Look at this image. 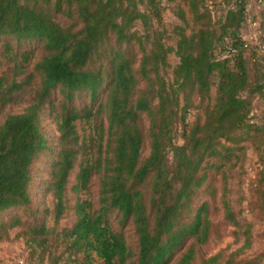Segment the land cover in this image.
Instances as JSON below:
<instances>
[{
	"label": "trees",
	"instance_id": "16d2710c",
	"mask_svg": "<svg viewBox=\"0 0 264 264\" xmlns=\"http://www.w3.org/2000/svg\"><path fill=\"white\" fill-rule=\"evenodd\" d=\"M40 1L0 0V111L27 104L0 125V213L31 205L33 165L42 153L54 154L46 181L54 210L34 211L32 221L16 214L0 221V241L22 225L18 237L43 264H193L213 233L211 201L198 200L206 193L215 198L221 178L226 224L243 229V248L251 246L253 224L238 218L227 195L232 172L247 162L246 142L260 155L264 185V123L253 105L255 97L262 101L264 121V51L248 38L253 0L215 2L210 9L220 13L219 30L213 11H201L203 0H187L197 28L187 33L176 25L175 46L165 43L160 28L161 0H43L75 19L69 27ZM178 17L187 24L181 8ZM135 22L143 30H133ZM261 30L264 42L262 23ZM26 43L36 46L25 49ZM36 47L44 53L31 67ZM171 52L178 57L172 77L165 71ZM192 97L201 112L186 121ZM44 115L56 120V148ZM143 117L150 139L145 158ZM79 122L91 128L88 138ZM76 168L72 190L90 191L99 176L98 198L78 199L74 223L59 229ZM258 193L264 216V188ZM113 218L132 222L134 243ZM222 256L203 264H264Z\"/></svg>",
	"mask_w": 264,
	"mask_h": 264
},
{
	"label": "rangeland",
	"instance_id": "374dc122",
	"mask_svg": "<svg viewBox=\"0 0 264 264\" xmlns=\"http://www.w3.org/2000/svg\"><path fill=\"white\" fill-rule=\"evenodd\" d=\"M163 7V21L160 28L163 30L164 41L169 46H175L178 36L175 32L176 25H182L186 27V32L189 33L193 30V28H197V25L194 23V16L192 12L188 8L187 0H161ZM221 0H203L202 3L205 4V7L201 8V11L212 10V24L217 30H219L218 24V16L219 12H216L214 9H210L213 7L215 2ZM39 4L45 10H47L50 14L54 16L57 22H59L63 27H69L71 24L75 22V19H70L63 13L56 12L53 6H49L44 4L43 0L40 1ZM253 8L257 11L260 16V9H262L263 5H259L258 3L252 1ZM183 9L185 11L187 17V24L183 23L178 17L179 9ZM262 26L264 27V16L261 18ZM81 26V25H80ZM157 26V23L155 24ZM133 30H143V26L141 22H135L133 26ZM257 32V30L250 28V36ZM260 32L259 35H261ZM35 44L26 43L23 48H35ZM44 51L36 47V55L33 60V64L38 61L39 58L43 55ZM169 67L166 68L167 75L172 77V72L176 64L178 63V57L174 52L169 54ZM252 61V59H251ZM0 67V72H1ZM192 97L193 106L192 112L188 114L186 117V121H193L197 117V115L201 112L198 108L199 100L194 99ZM26 103L16 102L9 104L5 109L0 111V125L4 123L7 116L10 114H15L21 112ZM184 105V100H181V105L179 106V129L177 133L176 141L179 144H182L184 141L181 137L182 133V121L180 118L185 114L184 110H182ZM254 114L258 116V121L263 122L261 119L263 103L259 98H254ZM201 108V107H200ZM143 117L141 120V125L145 131V144L143 147V158L147 157L150 151V139L148 138V121ZM42 126L47 133V136L50 140V145L53 148H56V141L59 135L57 131L56 120L52 116H43ZM78 129L82 137L88 138L90 135V129L87 125L83 123H78ZM247 147V162L244 168H236L232 177H229L228 185V199L230 200L234 210L238 214V218L244 221H250L253 224L252 227V243L249 247H244L245 237L243 235V229L240 231L237 230L236 227L232 225L226 224L225 221V210L222 204V193H223V180L219 178L216 181V189L217 194L215 198H211L209 194H204L199 202L208 199L212 204V212L211 218L213 221V233L210 241L204 245H201L197 250V257L193 264H203L205 260L210 257L222 253V258L224 260L228 258L236 259L237 262L245 259L252 258H260L264 262V216H262V211L260 209L258 190L264 188V185L260 181L261 168H257L256 164L260 160V155L257 152L252 142L245 143ZM54 150V149H53ZM54 154H45L42 153L40 158L33 165V174L34 179L32 181L30 191L32 195V203L28 207V209L18 210L12 209L8 212L0 213V221L10 220L13 215H19L23 221H32L34 211H44L47 207H49L50 211L54 210V200L50 193L46 191V181L49 179L48 173L50 172V163L53 159ZM78 168H76L69 178V185L66 194V200L68 204V209L62 215L59 220V224L57 228L61 229L65 226H71L75 219V212L73 207L76 204L78 199H87L92 198L96 200L98 198V184H99V176L94 178L93 185L90 191L76 193L72 190V186L75 183V177ZM113 226L117 230H121L125 232L126 236L129 238L131 243H134V227L132 222L130 223H122L116 218H113ZM48 225H54V219L52 215H49L47 218ZM22 230V225L17 226L15 228L10 229L9 237L0 241V264H43L41 263L36 256L32 254L31 247L26 243V240L23 237H18V234ZM70 260H63L60 264H69ZM99 262V261H98ZM47 264V262H46ZM74 264V262L72 263Z\"/></svg>",
	"mask_w": 264,
	"mask_h": 264
},
{
	"label": "built area",
	"instance_id": "2783aa9c",
	"mask_svg": "<svg viewBox=\"0 0 264 264\" xmlns=\"http://www.w3.org/2000/svg\"><path fill=\"white\" fill-rule=\"evenodd\" d=\"M254 2L258 3L259 5H264V2L262 0H255ZM253 10H255L253 8ZM255 17L251 16V28L257 30V32L253 33L250 36V40L252 43L256 44L262 51H264V42L261 40V35L260 32H262L261 30V20L260 17L258 16L257 11L255 10ZM262 34V33H261ZM257 168H262V165L260 162H257L256 164Z\"/></svg>",
	"mask_w": 264,
	"mask_h": 264
}]
</instances>
